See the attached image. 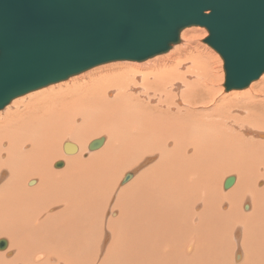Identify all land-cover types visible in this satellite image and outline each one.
<instances>
[{
	"label": "bare ground",
	"instance_id": "bare-ground-1",
	"mask_svg": "<svg viewBox=\"0 0 264 264\" xmlns=\"http://www.w3.org/2000/svg\"><path fill=\"white\" fill-rule=\"evenodd\" d=\"M207 34L0 112V264H264V74L226 91Z\"/></svg>",
	"mask_w": 264,
	"mask_h": 264
},
{
	"label": "water",
	"instance_id": "water-1",
	"mask_svg": "<svg viewBox=\"0 0 264 264\" xmlns=\"http://www.w3.org/2000/svg\"><path fill=\"white\" fill-rule=\"evenodd\" d=\"M190 27L208 32L226 91L264 74V0H0V111L96 66L165 54Z\"/></svg>",
	"mask_w": 264,
	"mask_h": 264
},
{
	"label": "rangeland",
	"instance_id": "rangeland-1",
	"mask_svg": "<svg viewBox=\"0 0 264 264\" xmlns=\"http://www.w3.org/2000/svg\"><path fill=\"white\" fill-rule=\"evenodd\" d=\"M199 29H200V27H198ZM186 29H188V28H186ZM202 29V28H201ZM185 30V29H184ZM183 30V31H184ZM203 30H205L204 28H203ZM182 31V32H183ZM207 36H208V34H207ZM206 36V37H207ZM205 38H202V39H200V40H194L195 41V43H197V45H198V47H199V49L201 50L202 49V46L203 47H205V48H207L209 51H211V52H215L213 49H211L209 46H207L206 44H204L203 43V41L202 40H204ZM181 39H180V42H179V44H177V45H180V43H181ZM200 41V42H199ZM176 46V45H175ZM207 46V47H206ZM213 50V51H212ZM193 54H194V52H193ZM216 54V53H215ZM165 55V54H164ZM162 56V55H161ZM190 56H191V54H190V52L188 53V54H186V55H182V57H181V59H183V61L182 62H186V63H189L190 64V68H192L193 66H192V64H193V62H192V60L190 59ZM217 56V55H216ZM219 57V56H218ZM220 58V57H219ZM212 59H214V58H212ZM151 60V59H150ZM120 62H124V61H119V62H117V63H120ZM125 62H132V61H125ZM124 62V63H125ZM113 63H115V62H113ZM133 63V62H132ZM135 63H144V61L143 62H135ZM183 66L184 65H186V64H182ZM181 69H183L182 67H181ZM221 73L222 74H224V71H223V65H221ZM221 74V75H222ZM223 77H224V75H222ZM132 77V76H131ZM223 77H222V79H223ZM142 78H143V76L142 75H138L136 78H134L133 77V80H134V82H136L137 84H138V81L140 82V81H142ZM68 80V79H67ZM67 80H65L64 82H60V83H63L61 86H59V87H64L65 86V84L64 83H66V81ZM259 80V79H258ZM257 80V81H258ZM255 82V81H254ZM60 83H58V84H60ZM224 84V79H223V82H222V85ZM55 85H57V83L56 84H54V85H51V89L49 88H47L48 90L47 91H50L51 93H53V92H55V88L56 87H58V86H55ZM55 86V87H54ZM138 87L139 86H137V89H138ZM53 89H55V90H53ZM53 91V92H52ZM110 93H112L113 92V90L112 89H110V90H108ZM33 93V92H32ZM39 93H41V92H39ZM38 92H37V94H34V95H41V94H39ZM28 94H26L24 97H26ZM31 96V97H30ZM30 96H28L27 98H28V100H26V101H29V97L30 98H39V96H33L32 94H30ZM113 96H114V94H113ZM21 99H24L23 97H20ZM153 102H151V104H150V106H153V105H155L156 103H157V98H153V100H152ZM177 110V106H174V107H172L171 109H170V111L172 112V111H176ZM3 111V110H2ZM1 112V111H0ZM248 130H252V131H257V130H254V129H250V128H248ZM262 132H264V131H262ZM102 137H104L105 135H101ZM101 136H98V137H94L93 138V140L95 139V138H100ZM262 138V140L264 139V136H262V137H260V139ZM106 136H105V142H106ZM259 139V138H258ZM259 139V140H260ZM92 140V139H91ZM105 144V143H104ZM104 146V145H103ZM101 149V148H100ZM100 149H98V150H100ZM97 151V150H96ZM191 151V150H190ZM94 152V151H93ZM64 153V152H63ZM77 152H75L74 154H76ZM92 152H90V154H91ZM65 155H73V154H66V153H64ZM85 154H87V157L86 158H84V155ZM90 154H88V150L86 149V152L85 153H83L82 155H81V158L82 159H87L88 157H89V155ZM56 162H63V167L62 168H60V169H63L64 167H65V160L64 159H62V158H60V159H56L53 163H52V168H53V170L55 169L54 167H53V165L56 163ZM60 169H55V171L57 170V171H59ZM134 170V168L133 169H128V170H126V171H124L123 172V174L119 177V181L120 180H122L121 178L124 176V174H127L128 172H130V171H133ZM139 170H137L136 172H134V175H136V174H138L139 172H138ZM233 175V174H232ZM229 176H231V174L229 175V174H227V175H225V176H223V178L222 179H224L225 177H229ZM234 176H236V175H234ZM221 179V181H223ZM226 179V178H225ZM35 181V185L37 184V182H38V180L36 179V178H33V179H30V181ZM118 183H120V182H118ZM118 183H117V185H116V187L114 188V190H116L117 188H118ZM222 183V182H221ZM220 183V184H221ZM34 185V184H33ZM33 185L31 186V187H33ZM34 185V186H35ZM124 185H126V184H124ZM124 185H122V186H120V184H119V188H121V187H123ZM259 188H261V186H259ZM223 189V187L221 188L220 187V190H222ZM121 190V189H120ZM120 190H118L119 192L118 193H120ZM222 192L223 193H225V192H227V191H225L224 192V190H222ZM49 209H54L55 211H57V209H59V207H57V206H55V207H51V208H49ZM49 209L46 211V213L47 214H49ZM110 211H111V209H110ZM118 212V211H117ZM245 212H247V211H245ZM51 213V212H50ZM107 217H108V215L106 214L105 216H104V218H105V220H107ZM0 240H5L7 243H8V240H6V238L5 237H3V238H1ZM8 245V244H7Z\"/></svg>",
	"mask_w": 264,
	"mask_h": 264
}]
</instances>
